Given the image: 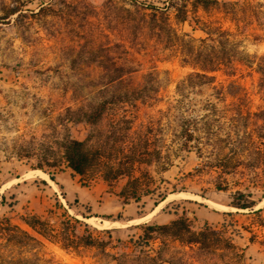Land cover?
<instances>
[{"label": "rangeland", "instance_id": "obj_1", "mask_svg": "<svg viewBox=\"0 0 264 264\" xmlns=\"http://www.w3.org/2000/svg\"><path fill=\"white\" fill-rule=\"evenodd\" d=\"M166 1L0 0V264H158L141 262L146 252L164 264H264V0H173L187 11L179 22L167 10L174 39L143 20L145 6ZM12 6L18 11L9 14ZM189 43L230 63L180 95L179 83L200 71L183 60ZM107 60L132 68L122 84L100 81ZM143 84L142 98L117 99ZM103 100L97 122L80 118ZM186 131L191 140L181 147ZM68 137L103 143L101 163L73 173L59 147ZM131 151L144 161L134 176L157 188L123 203L128 177L102 174L125 168ZM239 193L255 205L233 206ZM118 216V225L104 222ZM181 217L195 232L205 222L222 232L216 248L157 235L140 252L128 242L144 224ZM86 226L103 240L110 229L112 246L83 244ZM224 240L236 248H222Z\"/></svg>", "mask_w": 264, "mask_h": 264}, {"label": "trees", "instance_id": "obj_2", "mask_svg": "<svg viewBox=\"0 0 264 264\" xmlns=\"http://www.w3.org/2000/svg\"><path fill=\"white\" fill-rule=\"evenodd\" d=\"M203 7H206L207 3L211 0H199ZM150 9L148 12V17H143L145 24L149 28H156L157 31L165 30L170 38H179L178 35L174 32L173 27L169 21V16L167 14L168 8H173L175 11V18L179 22H184L187 18V11L185 9L184 4H177L173 0H167L163 5L149 4L145 6ZM18 11L16 6H12L9 8L8 13L13 14ZM220 35L224 34V31L219 32ZM181 40V39H180ZM228 41V39H227ZM187 43V41H186ZM182 45V44H180ZM185 56H183V60L188 62L192 61L195 63H199L200 71L191 72L186 75V77L179 83L177 86V90L182 95V90L184 86H206L214 81V76L209 74L211 71H214L221 64H225L223 61H229V58L219 57L218 55L211 56L205 53H202V48L205 49L206 45L201 46V49L193 48L192 44L186 45ZM227 59V60H225ZM263 62L259 65V88L264 93V59ZM109 61V62H107ZM104 62V68L107 70L104 74H102L101 80L105 86L111 85L113 83L122 84L125 80V76L132 71V68L126 66L124 63H117L113 60H107ZM230 63V61H229ZM112 68L111 71H108ZM146 84H143L141 87H132L129 90L125 89L117 95V99L120 101L128 100L131 98L140 99L142 98V94L146 93ZM148 93V92H147ZM132 96V97H131ZM107 100H103L98 102L97 104L90 107L88 111L82 112V115H79L81 119H84L85 122L94 123L97 122L101 116L103 115L106 107ZM186 133V134H184ZM181 135H185L186 138L184 142L180 144L181 147L187 146L189 140H191V132H182ZM59 147L61 149V158L65 161L66 165L73 171V173L78 175L85 174L91 168L98 166L102 158L104 157V144H98L97 146L90 148L85 145L84 140H80L74 137H68L59 141ZM142 159H146V156L151 153V150L148 149L147 145L144 144L142 147V151L138 152ZM134 152H130L126 158V167L120 168L116 167L114 169H110L108 172L102 174L103 178L106 179H116L122 175L128 177V181L126 185L121 190V195L123 196V203H128L130 200L134 202H139L142 196L153 194L156 191L154 186L150 184L141 183L138 176H134L135 167L137 162L142 163L144 161L136 160L134 156ZM137 161V162H136ZM138 164V165H139ZM41 168V166H39ZM49 178L54 181V177L52 174H49ZM167 195V191H162L158 193V199L154 201V205L156 206L159 201L165 199ZM239 197L237 200L233 201L231 204L240 209H251L255 202L250 200L247 197L249 195H244L239 193ZM241 197H246L241 200ZM259 210V209H257ZM256 210V211H257ZM83 217H89L83 215ZM110 218L107 216V219ZM117 220L120 219L118 216ZM79 223L80 220L75 217H70L67 222L71 223ZM87 225V224H85ZM143 227L144 232H141L137 238L132 241V238L129 239V243H131L134 247L138 248L140 252L143 251V247L147 246L151 239L156 238V236H170L175 238L185 244H196L198 248L202 249H210L216 248L218 245V240L221 237L222 232H215L214 229L207 224L204 223V226L198 230H191L190 223L186 218H177L171 220L169 223L164 224H144ZM85 231L87 232L85 235L81 236V240L85 245H95L99 248H106L107 246H112V238L110 235V229H104L103 231L107 234L106 240L101 239L98 236H94L89 228L86 226ZM119 242V240H117ZM222 248L234 249L236 248L229 240H224L222 243ZM141 262H148L149 260H156L158 264H164L166 260L159 256H150L148 252L145 255L139 257ZM127 260V259H126ZM169 262V260H168Z\"/></svg>", "mask_w": 264, "mask_h": 264}, {"label": "bare ground", "instance_id": "obj_3", "mask_svg": "<svg viewBox=\"0 0 264 264\" xmlns=\"http://www.w3.org/2000/svg\"><path fill=\"white\" fill-rule=\"evenodd\" d=\"M40 172V171H39ZM40 174L43 176V178H47L46 177V175L43 173V172H40ZM48 179V178H47ZM49 182H51L52 184H54V185H56L52 180H49ZM169 195H171V194H169ZM166 200V199H165ZM165 200H163V201H165ZM163 201H161V203L163 202ZM104 222L105 223H109V224H111V225H118V224H120L122 221H120V220H104Z\"/></svg>", "mask_w": 264, "mask_h": 264}, {"label": "crops", "instance_id": "obj_4", "mask_svg": "<svg viewBox=\"0 0 264 264\" xmlns=\"http://www.w3.org/2000/svg\"><path fill=\"white\" fill-rule=\"evenodd\" d=\"M53 181V180H52ZM54 182V181H53ZM66 199H68L67 195H66Z\"/></svg>", "mask_w": 264, "mask_h": 264}]
</instances>
